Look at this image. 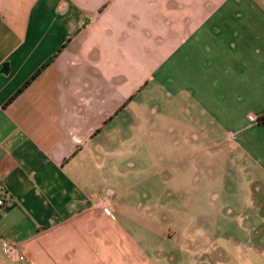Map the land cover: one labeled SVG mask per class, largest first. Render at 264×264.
I'll return each instance as SVG.
<instances>
[{
  "label": "crops",
  "instance_id": "crops-1",
  "mask_svg": "<svg viewBox=\"0 0 264 264\" xmlns=\"http://www.w3.org/2000/svg\"><path fill=\"white\" fill-rule=\"evenodd\" d=\"M154 87L212 115L264 179V0H0V188L14 204L0 236L24 256L0 246V264H162L163 244L174 249L179 233L191 264H214L208 230L191 227L210 213L166 177L213 153L196 151L201 136L188 130L173 142L194 151L175 165L147 150ZM203 174L211 184V168ZM190 184L205 191L197 174ZM217 197L195 200L226 222ZM135 223H156L161 244ZM229 237L239 249L247 238Z\"/></svg>",
  "mask_w": 264,
  "mask_h": 264
},
{
  "label": "rangeland",
  "instance_id": "rangeland-1",
  "mask_svg": "<svg viewBox=\"0 0 264 264\" xmlns=\"http://www.w3.org/2000/svg\"><path fill=\"white\" fill-rule=\"evenodd\" d=\"M149 102L148 106L155 105V102L160 106L158 114L153 115L156 118L155 123L149 119V124L145 127L148 133H154L157 136H153L155 139L147 142V150H155L166 155L168 162L175 165V155L180 157L186 153L194 151L184 147L182 142H173L177 138H182V133L188 130L190 133L200 135V140L196 143L198 151L204 147L206 150L210 149L213 154L205 153L197 155L193 161L200 159V162L196 171L197 178L204 192H197V190L191 189L190 182L193 181V175L195 174L194 168H191L192 162H189L188 174H178L179 171H172L166 177L173 178L171 182L179 188L180 196L182 198L189 199L188 206L191 207L192 202H196L198 212L203 210L207 211L211 215L210 221L200 220V222L194 223V227L191 226L195 231L208 230L207 235L209 239L214 241L211 256L214 264H264V188L261 191H257V186L264 184L261 174L254 166V160L249 155L242 157L241 148L237 147L230 137L227 136V129L225 126L220 125L219 121L215 122L214 117L208 113L202 114L193 103L189 102L183 97L172 99L167 95H164L158 87H154L153 91L146 92ZM187 104L189 107V113L182 108ZM192 121H196V125L188 124ZM174 122H176L174 124ZM174 124V125H173ZM136 131L133 130V137L135 139ZM172 141H169L171 140ZM223 150V151H220ZM169 155V156H168ZM179 158V157H178ZM180 160V158H179ZM211 163V166H207L205 163ZM211 168V184L205 178V173ZM206 169V171L204 170ZM199 173V176H198ZM142 175H138V172L133 173L130 177L124 174L116 173L115 182L120 181L122 184H128L139 180ZM256 178V179H255ZM255 180H260L256 184ZM182 188H181V187ZM164 192V191H160ZM184 192V193H183ZM214 195L218 194L216 200L224 205L227 204V208L224 211L227 215V221H216L219 217L214 214V209L209 207L208 203L202 200H195L199 198V195L207 194ZM183 193V194H182ZM138 194H133L127 198L128 201L135 203L139 200ZM214 198V196H213ZM220 198V199H219ZM193 199V200H192ZM192 200V202H191ZM214 200V199H213ZM190 202V203H189ZM243 202V207L241 206ZM130 204V203H129ZM133 206V204H131ZM242 207V210H241ZM238 211H235V210ZM192 211V210H191ZM224 224L228 228V232L222 238L216 240V229L217 226ZM182 225V224H181ZM138 233L142 235H148V241L158 245L161 243L154 242L156 233L158 231L156 223H150L147 227L144 223H135L133 225ZM141 226V227H140ZM179 239L173 246L174 249H170L169 245L163 244V262L162 264H191V255L182 253L180 247L186 239L179 233ZM237 235L247 236L244 237V246L242 249L238 248V239L233 241L229 236ZM228 236V237H227ZM196 242L195 239H193ZM253 243V246H252ZM256 247L258 249H252ZM157 249L162 250L161 245L157 246ZM174 250V251H173ZM179 254H177L178 252ZM161 253V254H162ZM207 255V257L209 256ZM159 256V255H158ZM180 258V261H174Z\"/></svg>",
  "mask_w": 264,
  "mask_h": 264
},
{
  "label": "built area",
  "instance_id": "built-area-1",
  "mask_svg": "<svg viewBox=\"0 0 264 264\" xmlns=\"http://www.w3.org/2000/svg\"><path fill=\"white\" fill-rule=\"evenodd\" d=\"M249 119L252 121H255L258 119V116L254 113H249ZM0 205H4V199L2 198L1 195H0ZM0 246H1V250H2L3 254L11 256L14 253H17L20 255V257L22 259H24L23 254L18 252L17 245H15L9 239H7L3 236H0Z\"/></svg>",
  "mask_w": 264,
  "mask_h": 264
},
{
  "label": "trees",
  "instance_id": "trees-1",
  "mask_svg": "<svg viewBox=\"0 0 264 264\" xmlns=\"http://www.w3.org/2000/svg\"><path fill=\"white\" fill-rule=\"evenodd\" d=\"M0 195L4 199V205H0V217H1L2 213L10 210L14 206V204L12 202L10 203L11 200L7 198V194L5 190H3L2 188H0Z\"/></svg>",
  "mask_w": 264,
  "mask_h": 264
}]
</instances>
